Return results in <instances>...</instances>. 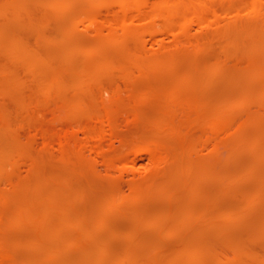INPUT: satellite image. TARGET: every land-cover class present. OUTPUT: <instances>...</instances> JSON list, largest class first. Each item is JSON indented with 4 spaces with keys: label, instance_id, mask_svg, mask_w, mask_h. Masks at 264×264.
Segmentation results:
<instances>
[{
    "label": "bare ground",
    "instance_id": "1",
    "mask_svg": "<svg viewBox=\"0 0 264 264\" xmlns=\"http://www.w3.org/2000/svg\"><path fill=\"white\" fill-rule=\"evenodd\" d=\"M0 264H264V0H0Z\"/></svg>",
    "mask_w": 264,
    "mask_h": 264
}]
</instances>
